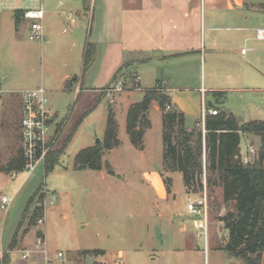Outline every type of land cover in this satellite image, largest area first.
Segmentation results:
<instances>
[{"label": "rangeland", "instance_id": "1", "mask_svg": "<svg viewBox=\"0 0 264 264\" xmlns=\"http://www.w3.org/2000/svg\"><path fill=\"white\" fill-rule=\"evenodd\" d=\"M35 3L36 0H0V19L11 17L13 8H34ZM258 8L263 9L261 4H258ZM27 23L29 31L24 26V35L18 45H12L7 37L1 39L4 42H0V80L4 91L0 94V159L3 163L18 155L20 149L24 150L22 126L19 124L21 102L18 93L42 85L43 78L49 85L54 74L53 68L49 67L48 57L45 58L47 65H41L42 41L30 38V21L27 20ZM249 46L247 44L245 47ZM124 74L117 77L114 85L101 88L97 92L110 96L112 101L122 91L134 89L132 99L140 100L147 90L146 87L154 84L147 82L144 75L149 74L141 71L140 88L135 89L133 83L138 74L129 71ZM193 76L195 82L200 75ZM258 85L263 87L262 84ZM157 86L160 91L169 93L162 83L155 87ZM8 91L17 93L12 95ZM211 95L208 93L206 101L200 102L201 110L205 102L207 108L214 104L220 111L233 112L240 123L254 119L264 120V89L229 90L224 92L223 99L218 102L212 101ZM74 101L62 100L57 105L59 113L56 112L51 118L52 130L42 144V150H49V154L65 146L66 140L71 136L55 168L46 173V156L43 163L30 172L23 170L14 177L7 173L0 176V194L13 197L7 210L0 207V241L4 242L6 251L2 259L4 263L39 264L42 260L40 264H45L40 255L23 259L19 248L26 233L29 235L27 247L33 248L36 234L30 235L29 232L38 229V235L42 232L45 234L49 255L55 264H65L56 257L57 251H64L69 261L75 264L89 262L95 257L114 258L120 251L124 253L126 264H247L241 256L222 248L229 239V233L221 219L228 211H235L236 207L234 202H224L221 187L208 185L209 175L206 170L203 174V191L197 193H187L183 173L180 171L165 172L164 177L166 174L172 177L170 188L165 183V178L162 177L164 186H159L160 181L153 178L154 173H159L162 169L164 161L163 133L158 128V118H162L163 122L164 111L159 104V115L154 110L147 112L154 120L149 150L143 152L133 145L127 127L123 125L124 115L122 118L119 115L120 145L116 152L106 151L103 155V169L95 170L78 169L75 157L84 147L95 145L104 139L106 122L102 109L108 103L103 100L101 107L87 114L77 127L73 122L76 110ZM124 123L126 124V120ZM144 125L141 124L142 127ZM196 126L203 129L202 121ZM245 135L261 153L264 149L261 137L254 132ZM244 144L245 140L242 141L241 156L246 151ZM108 166L113 172L109 171ZM163 170L164 168L162 175ZM22 179L25 181L16 191L15 187ZM45 185L48 193L44 192ZM205 186L210 205L208 243L204 236L197 235L186 209L189 199H199L204 195ZM33 196L24 224L19 230L23 240L19 243L17 235L16 246L7 249L17 223ZM53 196L55 203H48ZM41 204L47 207L46 222L38 225L33 214L34 207ZM180 229L186 231L181 232ZM86 250L91 252L86 254ZM93 250L101 252L97 254Z\"/></svg>", "mask_w": 264, "mask_h": 264}, {"label": "crops", "instance_id": "2", "mask_svg": "<svg viewBox=\"0 0 264 264\" xmlns=\"http://www.w3.org/2000/svg\"><path fill=\"white\" fill-rule=\"evenodd\" d=\"M258 4L263 9L258 8ZM35 6H43L45 10L41 65L45 66L48 57L54 74L49 85L43 78L42 85L27 90L44 87L49 104L58 113L56 107L60 101L74 99L73 122L77 127L87 114L101 107L103 100L108 103L102 109L106 127L111 108L116 113L119 127V115L121 118L124 115L126 124L123 121V125L127 127L131 104L141 101L144 94L140 100H133L134 89H126L111 101L110 96L100 95L97 91L114 85L117 77L128 71L139 76L141 71L149 74L144 75V79L154 84L147 89L158 83L168 88L173 105L185 112L189 128L200 122V102L206 101L208 93L213 95L212 101L218 102L224 95L213 92L264 89V40L257 37V28L264 27V0H36ZM17 9L25 8H13L12 18L0 19V42L7 37L12 45H18L24 35V26L29 31L24 15L25 19L21 16L17 20ZM89 44L95 52L93 61L86 68ZM247 44L250 45L248 48L245 47ZM243 49H247L246 53ZM197 74L200 76L194 82L193 75ZM22 92L18 93L21 102L19 124L23 118ZM7 93L14 95L17 91ZM152 110L160 114L157 101L152 102L150 113ZM148 118L151 125L145 128V147L140 149L143 152L149 150L153 137L154 120L151 114ZM158 119L159 132H162V118ZM117 148L107 152H116ZM163 166L162 161V169ZM162 169L153 175L160 181L159 186H164L162 177L167 175H162ZM4 173L0 171V176ZM7 174L14 177L17 172ZM22 180L16 185V191L25 181ZM23 216L24 213L7 249ZM37 230H31L29 234L35 235ZM19 233L21 243L23 236ZM28 237L26 233L20 249L29 245ZM3 246L4 242L0 241V262L6 264L2 260L6 252ZM261 264H264V253Z\"/></svg>", "mask_w": 264, "mask_h": 264}, {"label": "trees", "instance_id": "3", "mask_svg": "<svg viewBox=\"0 0 264 264\" xmlns=\"http://www.w3.org/2000/svg\"><path fill=\"white\" fill-rule=\"evenodd\" d=\"M24 10L17 9V20L23 16ZM95 49L89 44L85 67L93 61ZM160 87V86H159ZM214 95L224 94L213 92ZM153 101H157L163 114L164 170L183 173L187 193L203 191L204 170L207 171L208 185L219 186L223 191L225 203L234 202L236 210L228 211L222 217L229 239L222 248L236 256H241L247 264H261L264 253V150L259 159L252 163L241 161L242 141L244 135L254 132L262 139L264 147V120L254 119L240 123L233 112L220 111L206 117V132L198 126L189 128L184 111L173 105L169 93L160 91L157 87L147 89L141 101L131 104L127 114V131L131 141L138 149H144L145 127L151 125L147 112ZM168 105L171 107L168 108ZM212 105V104H211ZM207 106V104H206ZM212 105L209 109H212ZM141 124H145L143 127ZM118 120L111 108L108 116L105 137L95 145L81 149L75 157L78 169L91 168L101 170L104 167L105 151L120 145L118 138ZM71 136L66 140H70ZM65 146L51 151L45 162L46 173L51 172L59 162ZM26 159L20 149L18 155L3 163L0 161V171L6 173L25 170ZM109 171L113 169L109 167ZM165 183L171 187L172 177L166 175ZM28 202L24 216L20 222L16 237L9 245L14 248L17 235L29 210ZM38 212H34V219ZM94 251V250H93ZM92 251V252H93ZM91 252L86 250L85 253ZM101 251L95 250L94 253Z\"/></svg>", "mask_w": 264, "mask_h": 264}, {"label": "built area", "instance_id": "4", "mask_svg": "<svg viewBox=\"0 0 264 264\" xmlns=\"http://www.w3.org/2000/svg\"><path fill=\"white\" fill-rule=\"evenodd\" d=\"M23 15L30 21V38L43 41L45 38L42 23L45 15L43 6L24 9ZM72 20H75V18ZM257 37L260 40H264V27L257 28ZM246 50L247 49H243L242 52L246 53ZM133 84L135 89L140 88L139 75H137L136 81ZM110 89L111 88H108V90ZM1 93H3V91L0 80V94ZM22 98L23 118L21 121V126L24 139L23 154L26 158L25 170L31 171L46 158L49 152L47 149L45 151L42 150V144L45 143L47 135L52 130V124L50 123V120L56 111L49 104L50 99L48 97L47 90L44 87L23 91ZM170 107L171 106L168 105V108ZM217 112L218 111L216 109L207 108L205 102L203 103L201 121L204 132H206V116L208 114H216ZM244 140L246 151L242 153L241 161L243 163H252L259 159L261 154L260 150L250 143L246 135H244ZM44 187V192L48 193L47 186L45 185ZM206 191L207 190L205 186L204 195L199 197V199H189L186 209L192 218V223L197 235L199 237L204 236L208 243L210 230V205ZM12 200L13 197H9L7 194H0L1 209L7 210ZM48 203H55L54 196L52 200H48ZM35 211H38V215L36 217L37 224L39 225L45 223L47 207L45 208L44 204H41L39 207L36 205L34 207V212ZM41 232L42 231H40V233ZM20 252H22L23 259H30L35 255H40L44 259L45 264H55L54 259H52V257L49 255V248L45 239V234L43 232L40 235L36 233V241L33 248H23L20 250ZM56 257L59 260H62L65 264H75L72 261H69L64 251H57ZM82 264H126V260L124 258V253L120 251L114 258L107 256H103L102 258L95 257L91 261L84 262Z\"/></svg>", "mask_w": 264, "mask_h": 264}]
</instances>
